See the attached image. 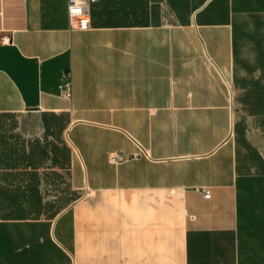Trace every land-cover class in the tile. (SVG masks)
<instances>
[{
    "label": "crops",
    "instance_id": "obj_1",
    "mask_svg": "<svg viewBox=\"0 0 264 264\" xmlns=\"http://www.w3.org/2000/svg\"><path fill=\"white\" fill-rule=\"evenodd\" d=\"M66 3L0 0V115L66 118L74 194L44 211L65 194L42 188L50 157L35 167L1 143L0 264H264V203L247 202L222 88L232 0H206L188 25L165 0L156 24L152 0H97L80 20Z\"/></svg>",
    "mask_w": 264,
    "mask_h": 264
},
{
    "label": "rangeland",
    "instance_id": "obj_2",
    "mask_svg": "<svg viewBox=\"0 0 264 264\" xmlns=\"http://www.w3.org/2000/svg\"><path fill=\"white\" fill-rule=\"evenodd\" d=\"M232 11L234 76L222 88L226 97L228 87L232 95L233 140L238 168L244 175L247 202L258 200L264 203V0H232ZM65 120L33 113L0 115V145L16 149L19 154L27 150L32 154L35 167L44 156L42 150L50 157L47 163L40 165V172L47 178L46 183L49 179V184L42 188L65 190V194L60 193V200L55 199L56 203H51L57 193H48L43 207L46 212H54L66 201L74 199L72 192L69 195L68 173L64 164L68 149L63 144L65 136L61 128ZM222 133L224 135L225 130ZM53 163H59L54 170L59 171L61 180L55 173L45 170L53 167Z\"/></svg>",
    "mask_w": 264,
    "mask_h": 264
},
{
    "label": "trees",
    "instance_id": "obj_3",
    "mask_svg": "<svg viewBox=\"0 0 264 264\" xmlns=\"http://www.w3.org/2000/svg\"><path fill=\"white\" fill-rule=\"evenodd\" d=\"M171 11L175 14L178 22L182 25H188L192 14L199 9L206 0H165ZM160 8L159 5L152 0L151 18L154 24L159 21ZM3 169H15L14 163H7Z\"/></svg>",
    "mask_w": 264,
    "mask_h": 264
},
{
    "label": "built area",
    "instance_id": "obj_4",
    "mask_svg": "<svg viewBox=\"0 0 264 264\" xmlns=\"http://www.w3.org/2000/svg\"><path fill=\"white\" fill-rule=\"evenodd\" d=\"M66 12L69 20H80L88 15V4L97 0H66ZM62 89L64 95L69 97L71 93V85L67 75L62 76ZM126 159V156L121 152H113L109 155L111 164H119ZM203 196L209 197V192L203 190Z\"/></svg>",
    "mask_w": 264,
    "mask_h": 264
}]
</instances>
